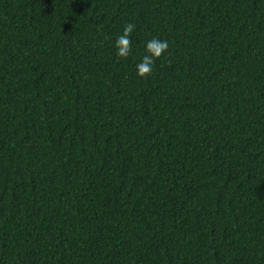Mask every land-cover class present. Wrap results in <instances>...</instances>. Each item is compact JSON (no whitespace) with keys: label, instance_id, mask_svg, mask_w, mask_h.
Instances as JSON below:
<instances>
[{"label":"trees","instance_id":"obj_1","mask_svg":"<svg viewBox=\"0 0 264 264\" xmlns=\"http://www.w3.org/2000/svg\"><path fill=\"white\" fill-rule=\"evenodd\" d=\"M0 264H264V0H0Z\"/></svg>","mask_w":264,"mask_h":264}]
</instances>
